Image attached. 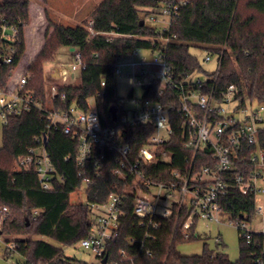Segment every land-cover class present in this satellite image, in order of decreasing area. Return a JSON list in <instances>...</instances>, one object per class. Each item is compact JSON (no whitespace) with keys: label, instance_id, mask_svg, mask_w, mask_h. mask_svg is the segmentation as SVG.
I'll return each instance as SVG.
<instances>
[{"label":"trees","instance_id":"trees-1","mask_svg":"<svg viewBox=\"0 0 264 264\" xmlns=\"http://www.w3.org/2000/svg\"><path fill=\"white\" fill-rule=\"evenodd\" d=\"M156 6L154 0H102L82 24L66 26L50 20L52 33L28 67L31 76L26 88L35 93L38 101L44 102L45 65L55 61L62 46L80 49L86 65L81 72V83L59 84L56 107L75 105L86 109L88 100L95 97L102 124L122 130L135 152L154 133V127L121 122L120 101L115 87L116 63L135 49L155 51L161 48L177 79L203 68L199 57L190 51L191 47L222 55L217 79L207 81L208 87H214L219 97L229 85L235 84L241 100L249 98L264 104V0H188L166 32L169 38L166 43L158 41V27L146 22L148 14ZM30 19V0H0V27L5 25L18 30L15 40L8 36V32L6 35L0 33V91L6 88L25 54L24 33ZM112 32L118 36L107 35ZM121 34L125 36L121 37ZM10 48H14L15 53L12 62L6 63L3 57ZM102 81L106 82L104 87ZM160 87V81L147 86L144 97L178 105L174 90L168 89L161 94ZM61 93H66L63 102L59 101ZM112 106L117 107L116 122L112 119ZM171 123L172 136L158 150H167L169 160L160 158L158 152L152 162L142 165V170L154 182L174 181L182 185L183 178L189 173L194 150L186 146L184 117L175 109L171 111ZM49 124L48 112L38 107L16 116L9 114L4 122L0 148V217H3L0 234L6 235V243L13 235L21 236L13 241L26 264H90L66 256L63 249L48 238L66 246L80 243L91 234V204L107 201L111 193L125 194L129 182L114 173V155L106 153L100 176L85 190L87 202L73 203L71 195L84 182L77 163L78 139L65 134L61 128H51ZM44 134L48 135L47 150L52 163L62 176L54 180L49 190L42 188L35 169L13 167L20 156L39 147ZM260 138L264 146V130L260 132ZM254 149L249 145L245 153L248 171L255 168L249 159ZM245 154L240 153V158ZM207 155L212 158L208 149L197 153L192 175L198 173L205 163L212 162ZM239 171V168H232L225 175L228 191L220 203L231 219L251 221L256 213V196L254 192L242 193L235 179ZM193 184L191 180L190 186ZM207 184L208 181L200 183L203 187ZM124 199L119 237L106 249L109 260H120L121 253L126 251L136 256V264H264L262 233H254L251 242L241 234L240 254L236 261H232L225 252L208 249L202 254L188 256L177 248L178 243L197 237L194 225L192 236L184 238L182 224L189 214L187 206L180 213L175 206L170 217L158 216L159 227L151 228L146 235V227L140 224L134 212V196L125 194ZM5 207L7 211L3 210ZM130 237L136 238L137 242L130 244ZM148 251L152 254L148 255ZM256 259L261 262L257 263Z\"/></svg>","mask_w":264,"mask_h":264},{"label":"built area","instance_id":"built-area-1","mask_svg":"<svg viewBox=\"0 0 264 264\" xmlns=\"http://www.w3.org/2000/svg\"><path fill=\"white\" fill-rule=\"evenodd\" d=\"M154 1L157 2V6L148 14L146 22L158 27L160 35L157 39L166 43L169 41L166 32L180 16L181 9L188 4V0ZM8 29H10L8 36L15 40L18 35L15 27L7 28L3 25L2 28L0 27V33L6 35ZM107 35L118 36L114 32L107 33ZM123 36L125 35L121 34V37ZM140 50L135 49L130 55H139ZM153 52H156L153 60H147L143 56L139 62L130 63L132 70L128 73L129 79L132 84L142 85L144 91L147 86H153L156 81H160V93L164 94L168 89L174 90L178 105L157 102L145 98L144 94L140 100L130 95L132 103H140V108L127 109L125 102L121 101V122L154 127V133L137 152L133 151L122 130L119 131L113 126L102 124L95 97L88 100L86 109H80L75 105L67 108L56 107L59 98V84L74 85L72 81L86 66L82 60L81 50L78 48L73 50L71 62L58 67L60 69L58 79L46 81L44 102L38 101L35 93L26 88L29 80L27 74L22 72L18 77H13L11 85L0 91V114L6 120L9 114L20 115L33 107L45 109L48 112L51 128H61L65 134L78 139L77 163L80 167L79 175L84 177V182L77 191L84 188L85 192L87 187L94 184L95 178L100 176L106 153H110L114 155L116 164L114 173L129 182L125 194L134 196V212L140 224L146 227V235H149L151 228L159 227L158 216L170 217L175 206L178 207L179 213L187 206L189 214L182 228L185 232L184 238L188 239L192 236L195 220L199 217L219 222L218 213L224 212L220 200L228 191L225 175L232 168L240 169L235 174V179L242 193L254 192L256 196L258 192H264V187L260 186L264 182V146L260 138V132L264 130V104L259 103V108L256 110L251 108L255 101L249 98L241 100L235 84L229 85L219 97L216 96L214 87H208L207 81L217 79L222 55H217V67L214 71L199 69L206 73V79L192 80V74L198 69L177 79L163 50L157 48ZM14 53L15 49L10 48L9 53L3 57L4 62L11 63ZM124 58L125 56L121 57L116 63V76L122 75L123 66L128 64ZM205 61H211V54L206 56ZM101 85L104 87L106 82L102 81ZM65 99L66 93H61L59 101L63 102ZM232 100L238 102L239 109L229 112L223 104ZM172 109L183 115L187 137L186 146L194 150L189 173L183 178L182 185H177L174 181L154 182L142 170V165L152 162L158 152L160 158L169 160L167 150H158L172 136ZM47 143L48 135L44 134L39 147L31 149L28 154L20 156L15 162L19 170L35 169L39 182L45 190L53 187L55 179L62 178L52 163ZM249 145L255 147L249 157L255 165L252 171H248L245 162L247 159L245 153ZM202 149H208L211 152L212 158L207 156L212 162L205 163L198 173L192 175L196 155ZM240 153L245 154L243 158H240ZM89 172L92 174L90 175ZM174 175L178 174L174 172ZM191 180L195 184L190 186ZM205 181H208L207 187L201 186L200 183ZM152 188L158 189L157 194H152ZM176 192L181 194V198L159 210L160 201L173 198ZM125 194L111 193L107 201L91 204L93 211L91 234L82 239L79 244L96 254L98 264H103L102 261L106 256L105 264H136L134 261L136 256L126 251L121 253L120 260H109V255L106 253L108 244L119 237ZM262 209L263 206L260 205L256 211ZM3 210L7 211V208ZM2 220L3 217H0V223ZM245 220H237L236 224L247 242L252 241L254 233L264 235V231L248 230ZM128 241L132 245L137 242L134 237L128 238ZM215 241L221 244L222 237L217 236ZM6 245L8 252L15 250L13 240L7 242ZM147 254L152 253L148 251ZM256 262L261 261L256 259Z\"/></svg>","mask_w":264,"mask_h":264},{"label":"rangeland","instance_id":"rangeland-1","mask_svg":"<svg viewBox=\"0 0 264 264\" xmlns=\"http://www.w3.org/2000/svg\"><path fill=\"white\" fill-rule=\"evenodd\" d=\"M102 0H30L31 2V14L32 20L30 19L29 24L25 28V44L26 51L22 57L19 68L24 67L28 62L32 63L37 53L41 50L42 46L49 38L52 33L53 28L49 26V21H57L66 26H76L82 24L85 21V18L91 13V11L101 2ZM89 22L88 24H90ZM10 34V29L7 30ZM75 48H73L74 50ZM190 51L197 55L201 61L204 71H214L217 67V55L211 54L206 49L191 47ZM208 54H211V61L206 62L205 58ZM156 55V52H153L149 49H141L139 55L125 56V60L128 63L122 68V75L116 76L115 87L116 94L119 98V101L125 102V107L127 109H132L134 107L140 108V103H132L130 95H133V98L140 100L144 94V87L142 85L132 84L129 79L128 73L132 70V62H139V60L144 56L147 60H153ZM72 61V47L62 46L58 53L56 54L55 61L52 63H69ZM50 63H48L44 69H48ZM17 68V67H16ZM18 68V69H19ZM17 69V70H18ZM202 70L195 71L192 74V80L197 78L206 79L207 75ZM19 71L14 70L8 85H11L13 82V77H18L20 75ZM29 77L31 74L27 70L23 72ZM45 73V70H44ZM70 81H68L69 83ZM74 85L81 83V73L77 74V78L72 81ZM7 85V86H8ZM6 86V87H7ZM91 103L93 101L91 100ZM229 112H234V110L239 109L238 102L235 100L230 101L229 103L223 104ZM251 108L258 109L259 103L254 102L251 105ZM239 116L241 114H238ZM242 116V115H241ZM5 118L0 114V148L3 144V126ZM14 169H17L16 164L13 163ZM264 187V182L260 184ZM158 189L152 188V194H157ZM163 195V194H162ZM152 198V197H151ZM181 198L179 192L175 193L173 198H169L166 201H160L159 210H162L164 206H169L174 201H177ZM71 201L73 203L87 202V196L84 192V188L73 193L71 195ZM256 208L258 206H263L261 211L257 210L253 219L245 220L246 228L251 231L261 232L264 231V192H258L255 197ZM219 222L215 220H209L199 217L195 221V234L196 238L186 240L178 243L177 248L184 255H196L202 254L205 249L214 251V252H225L228 254L229 258L232 261H236L240 254V236L241 233L237 227V220L231 219L229 214L226 212L218 213ZM6 236V235H5ZM5 236L0 235V264H23L24 257L17 250H13L7 253V245L5 242ZM217 236L222 237V243L217 244L215 238ZM21 236H11L10 240H15ZM36 238V236H32ZM48 240L61 247L66 256L80 259L89 262L90 264H98L99 260L96 254L92 250L83 248L79 243L76 245H63L59 242L48 238Z\"/></svg>","mask_w":264,"mask_h":264},{"label":"crops","instance_id":"crops-1","mask_svg":"<svg viewBox=\"0 0 264 264\" xmlns=\"http://www.w3.org/2000/svg\"><path fill=\"white\" fill-rule=\"evenodd\" d=\"M30 12H31V2H30ZM31 20H32V14H31ZM72 52H73V48H72ZM21 61H20V63H21ZM20 63L18 64V66L16 68V71H19V72H25V70H27V68L31 64V63L28 62L24 67H22L20 69L19 68ZM62 64H67V63H52V62H50V65H49L48 69H44L45 70V73H44V76H43L44 85H45L46 81H50V80H54V79L56 80V78L58 79V77L60 76V73H59L60 72V69L58 67H61ZM54 67L56 69H53ZM45 90H46V85H45Z\"/></svg>","mask_w":264,"mask_h":264},{"label":"water","instance_id":"water-1","mask_svg":"<svg viewBox=\"0 0 264 264\" xmlns=\"http://www.w3.org/2000/svg\"><path fill=\"white\" fill-rule=\"evenodd\" d=\"M142 23H144V21ZM111 113H112L113 121H117L118 120V112H117V107L116 106H112L111 107ZM106 261H107V256L103 259L102 263L105 264Z\"/></svg>","mask_w":264,"mask_h":264}]
</instances>
